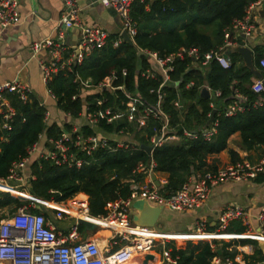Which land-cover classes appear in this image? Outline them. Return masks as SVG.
Returning <instances> with one entry per match:
<instances>
[{"label":"trees","instance_id":"1","mask_svg":"<svg viewBox=\"0 0 264 264\" xmlns=\"http://www.w3.org/2000/svg\"><path fill=\"white\" fill-rule=\"evenodd\" d=\"M252 1L133 0L129 17L136 25L133 37L135 48L123 41L114 48L111 43L117 35H109L102 48L89 51L79 65H71L70 71L58 70L51 76L46 87L55 98L57 109L73 119L79 117L83 104L91 112L96 108L97 100H103L102 107L118 109H123L122 103L125 101L123 92L119 90L112 93L101 90L82 97L79 84L73 83L75 77L81 81L88 80L95 87L112 75V87L122 86L128 94L154 105L156 96L149 91L158 87L160 78L157 75L154 79L140 76L142 71L154 69L142 52L155 53L164 58L181 48H196L199 53L215 49L221 45L224 31L233 22L243 19L245 9ZM185 16L188 19L178 29L171 27L157 31L151 26L154 22L167 24ZM255 52L258 60L264 56L260 49ZM193 63L190 58L175 61L169 73V82L161 88L164 94L161 109L169 116V127L181 139L177 145L163 144L155 147L151 153L153 171L167 175L166 184L160 192L164 196L178 190L194 173L214 170L203 165L205 156L224 150L227 138L235 132L239 134L243 147L264 150V104L254 106L251 103L257 95L250 90V74H236L231 66L222 69L211 62L207 74L203 76L204 73L198 68H192ZM232 81H236L234 86ZM188 82L193 85L185 88ZM202 85H206L212 92H219L217 98L221 101L220 107H209V100L199 97ZM235 89L246 96L249 102L241 106L242 111L226 116V107L235 102ZM177 95L184 104L185 112L181 114L171 107ZM259 95L264 97V91ZM9 101L15 115L9 124L10 128L7 131L0 130V179L6 177L10 164L23 157L25 150L37 143L40 136L47 141L55 140L64 131L70 138L66 143L67 154L80 160V167L68 166L67 163L55 165L49 158L32 157L26 167V173L34 177L27 185L30 196L50 203H60L81 193L86 196L89 215L96 217L105 213L107 203L128 197L129 183L123 180H142L148 156L139 146L149 145V138L161 124L157 120L149 117L141 128L127 123L109 125L99 121L93 129L82 126L76 133H72V128L66 124L62 127L63 131L55 124L46 125L43 121L45 109L35 98L29 96L27 101L20 102L10 97ZM212 111L214 114L211 121L216 120V127L215 133L208 140H204L199 133L191 140L183 137L182 129L196 132L198 128L207 126ZM119 130L123 134L134 135L136 145L115 148L116 143L108 140L106 147H96L89 153L74 145L77 135L83 138L94 134L107 137L115 135ZM228 154L231 163L237 161L234 152L228 151ZM263 180L264 174L254 179L256 182ZM26 204L27 201L0 192V211L6 210L12 214ZM244 231L245 227L238 221L229 223L225 230L226 233L237 234ZM244 244L255 246L256 242L247 239L231 240L222 243L215 251L203 241L173 242L167 248H170L169 257L176 260L175 264H209L215 256L232 259L236 255L233 248ZM242 260L244 264H264V258L257 249L251 256H242Z\"/></svg>","mask_w":264,"mask_h":264},{"label":"built area","instance_id":"2","mask_svg":"<svg viewBox=\"0 0 264 264\" xmlns=\"http://www.w3.org/2000/svg\"><path fill=\"white\" fill-rule=\"evenodd\" d=\"M132 1L95 0L101 6L112 9L120 21L121 29L116 39L111 43L114 48L122 42L120 37L122 31L132 41L136 34V25L129 17ZM63 7L64 11L57 20L54 29V38L47 37L29 44L32 56H35L40 51H47L49 55V62L40 65L42 80L45 84L58 70L70 71L71 65H79L83 58L89 54V51L102 48L109 36L100 27L84 25L80 21V8L77 5V0H63ZM260 8H264V0L252 1L247 5L243 19L233 22L231 27H238L244 35H248L251 29V17ZM17 22V0H0V31ZM71 28L79 31V40L70 55L62 58L61 55L65 51L63 46L64 31ZM142 53L148 57L154 69L153 71L149 69L142 71L140 76L144 79H154L155 75H157L160 78L158 87L149 91L156 96L154 105L147 104L136 95L128 94L122 86L112 87L111 80L114 79L112 75L95 87L88 85V81H81L77 77L73 79V83L79 84L80 92H84L88 88H93L95 92L103 90L110 93L114 90H119L123 92L125 98L122 103L123 109L102 107L103 100H97L95 101L96 108L89 112L87 106L83 104L81 114L85 120L84 126L93 129L99 121H102L109 125L114 123L131 125L133 123L134 126L141 128L144 127L146 119L151 117L161 123L160 127L154 130L155 134L149 138V145H152L154 149L178 137L169 127V116L161 109L164 97L161 88L169 82V73L173 70V63L190 58L200 68L211 62L216 63L222 69H226L230 65L220 48L203 53H199L196 48H181L164 58H160L151 52ZM258 65L264 72V58L259 59ZM124 74L122 71V75ZM192 85V82H188L184 87L190 88ZM201 88L206 89L209 94L208 97H219V92H212L206 86H202L199 89ZM250 90L256 95L262 93L264 91V77L262 80L253 82L250 85ZM29 96V89L17 82V80L0 83V130L7 131L15 115L9 98L15 97L18 101L25 102ZM183 106L184 104H182L178 95L171 102V107L180 114L185 112ZM209 107H212L210 103ZM240 110L241 107L236 102H233L226 107L224 114L230 116ZM46 117V113H44L43 121L46 120ZM215 127L216 120L210 121L207 126L198 128L196 132L182 129L181 133L188 140L195 138L196 133H199L204 140H208L215 133ZM77 131L78 128L72 129V133ZM115 135L122 136L124 134L122 130H119ZM40 137L37 143L25 150L23 157L10 164L6 177L0 179V182L13 183L10 186L13 190H21L25 187L27 189L28 181L33 180L34 177L26 173V167L29 160L34 156L42 159L49 158L55 165L67 163L68 166L80 167V160L74 158L72 154H67L68 146L66 143H68L70 138L66 132L63 131L55 140H46L45 148H39ZM108 140L116 143L115 148H126L128 144H132L126 140H112L106 136L94 134L85 138L77 135L74 145L79 147L81 151L89 153L96 147H106ZM149 159L145 172L153 170L154 164L151 155ZM263 174L264 150L253 164L246 160H239L221 168L190 176L178 190L167 196L162 195L153 185H142L130 179L127 181L129 183L128 197L107 203L103 215L92 217L88 213L86 202L74 198L75 196L69 199V208L72 209L73 214L71 215L62 210L56 211L53 215L55 221L66 218L72 219V222L63 231L57 230L54 220L51 219V221L46 216L45 204L32 196H28L29 199L25 200L28 204L18 208L6 219H0V264H129L134 256H143L152 251L155 240L147 234L148 232L145 228L131 227L130 211L134 201L144 200L151 206L165 208L172 212H189L204 205L214 186L235 180L251 181L258 175ZM79 219L90 222L94 226L101 225L109 231L107 242L105 241L107 244L101 250L96 240L81 237L80 225L76 222ZM232 221H239L242 225H246V216L242 208L238 206L226 207L217 215L212 229H208L203 221H196L194 223L193 240L207 242L210 249L215 251L216 247L211 240L214 237L223 235ZM258 221L263 233L264 208L258 215ZM169 252L170 248L164 245L163 256L165 262L167 264H175L176 260L169 257ZM209 264H244V262L241 258L239 259L235 256L232 259H223L215 256L210 260Z\"/></svg>","mask_w":264,"mask_h":264},{"label":"crops","instance_id":"3","mask_svg":"<svg viewBox=\"0 0 264 264\" xmlns=\"http://www.w3.org/2000/svg\"><path fill=\"white\" fill-rule=\"evenodd\" d=\"M17 2L18 22L0 31V83L17 80V82L26 86L30 91V96L35 98L45 109L47 117L44 122L46 125L55 124L62 131V127L65 124L69 125L72 129H79L85 124V120L81 114L82 111L79 117L75 119L61 113L56 107L55 98L51 95L46 84L42 80L40 65L49 62L47 51H40L35 56H32L29 49V44L31 42L39 41L47 37L54 38V29L57 20L64 11L63 0H17ZM77 5L80 8L79 19L84 25H95L107 31L109 34L112 30L115 31L116 28H119V30L115 31L113 34L120 31V21L112 9L101 6L96 3L95 0H77ZM187 19L188 18L185 16L173 21L175 23L173 26H169V23L162 24L156 22L152 23L151 26L157 31L171 27L178 29ZM178 21L181 22L177 25ZM250 22L251 29L248 35H244L238 27H230L224 31V35L226 36H223L221 45L215 49H221L223 56L232 67L234 73L242 74L248 72L250 74L249 80L251 85L256 80H262L264 77L262 76L263 71L258 65L259 60L255 52L256 49H260L264 52V8L258 9L257 12L252 15ZM78 40L79 31L77 29L71 28L64 31L63 46L65 47V51L61 55L62 58L70 55ZM238 47H245L250 51L251 68L246 65L243 58L238 53L233 51ZM262 58H264V56ZM208 65L200 68L193 63L192 68H198L201 73H204V76L207 74ZM253 71L259 73L261 77L259 79L256 78L253 75ZM88 83L90 82L88 81ZM235 84L236 81H232V85L234 86ZM201 90H203V88L199 89V97L209 100L212 108L221 106V101L217 97L210 98L208 97L209 94L207 98L202 97L200 95ZM93 92H95L94 89L88 88L84 92L81 91V96L83 97ZM233 99L240 107L249 102L247 97L242 95L237 89L234 91ZM251 103L254 106H259L264 103V97L257 94L255 100H252ZM240 111H242V108ZM128 136H131V134H124L122 136L112 134L107 137L112 140L124 141ZM180 140L179 137H176V139L168 141L166 144L177 145L180 143ZM126 141L130 143L128 140ZM46 143V139L41 136L38 143L39 148H45ZM228 151H232L236 154L237 161L246 160L253 164L257 161L263 149L243 147L239 134L235 132L227 138L224 150L217 154L205 156L203 165H205L206 168L216 169L230 164L231 160ZM197 174H199V172L193 175ZM129 180L130 179H125L123 181L127 182ZM166 181L167 175L165 173L147 170L139 183L142 185H153L159 192H162ZM0 184H2L0 186V192H7L24 201L27 200V198L29 199L28 196L30 195L26 187L21 190H13L10 185L4 182H0ZM74 198L86 202V196L81 193L76 194ZM37 200L45 204L46 216H48L50 220H54L53 215L56 211L65 210L71 215L73 214L72 209L69 208V200L55 204L39 199ZM230 206H238L244 210L246 225L244 226L241 222H238L245 227V231L241 234L225 232L223 235L214 237L211 240L212 244L218 248L222 243H227L231 240H252L256 242L255 246L251 244L235 246L233 248L236 251L235 257L242 259L244 255L251 256L257 249L264 258V234L261 231L262 229H260V223L258 221V215L264 208V180L262 182H256L254 180H235L214 186L211 189L208 199L199 209L189 212H172L162 208L153 227L141 226L132 222L131 227H137L138 229L145 228L148 232L147 234L155 239L152 251L145 254L139 262L135 260L134 263L141 264V262L144 261V263L146 262L145 264H167L163 256L164 245L168 247V244L173 242H194V223L196 221H203L208 229H212L215 225L217 215L226 207ZM130 214L131 217L133 215H138L137 211L134 209H131ZM10 215L11 214L6 210L0 211L1 219H6ZM70 222H72V219L69 218L59 221L54 220V225L57 230L63 231ZM92 226V229L89 230L80 225V228L82 227L85 232L83 236V232H81L80 229L81 237L98 240L96 239V235L99 236L98 234H100L101 230H104L102 231L104 232L102 236H106L105 241L107 242L109 231L107 229H100L99 226ZM95 228H98L97 231L99 230V232H96ZM106 242H104V245L107 244Z\"/></svg>","mask_w":264,"mask_h":264},{"label":"water","instance_id":"4","mask_svg":"<svg viewBox=\"0 0 264 264\" xmlns=\"http://www.w3.org/2000/svg\"><path fill=\"white\" fill-rule=\"evenodd\" d=\"M120 37L122 39V41L124 43H126L127 45L134 47V43L133 41L126 35V33L124 31H122L120 33ZM234 52L238 53L244 60V62L246 63V65L251 68V55H250V51L248 49H246L245 47H238L236 49L233 50ZM253 75L256 78H260V74L257 72L253 71ZM88 85H90V83H88ZM200 95L204 98H207L208 93L205 89L201 90ZM214 114V111L211 112V116L208 120V122L206 123V125L211 121L212 116ZM140 149H142L145 154L148 156L147 159V164L149 163L150 159L149 156L152 153L153 150V146L152 145H140L139 146ZM132 209H134L135 211H137L138 215H133L131 217L132 222H134L137 225H141V226H146V227H153L156 219L161 211V207H151L148 205L147 202H145L144 200H136L132 203ZM79 225L85 227L86 229H92V224L90 222L84 221V220H77L76 221ZM217 253H219L217 251ZM143 264H145L143 262Z\"/></svg>","mask_w":264,"mask_h":264},{"label":"rangeland","instance_id":"5","mask_svg":"<svg viewBox=\"0 0 264 264\" xmlns=\"http://www.w3.org/2000/svg\"><path fill=\"white\" fill-rule=\"evenodd\" d=\"M181 22V21H180ZM179 21L177 22V25L180 23ZM175 23L174 22H171V23H169L168 25L169 26H173ZM121 29V28H120ZM119 30V28L117 29L116 28V30L115 31H118ZM105 31V30H104ZM115 31H111L110 32V34L107 32V31H105V32H107L108 33V35H114L113 33L115 32ZM118 33H115V35H117ZM131 125H133V123L131 124ZM126 140H128L130 143H132V144H136L137 142H136V140H135V137H134V135H133V137H132V134H131V136H128L127 138H125ZM6 184H8V185H10V186H12L13 185V183H11V182H7ZM5 186V185H4ZM11 195V194H10ZM14 195V194H13ZM15 197V196H14ZM98 225H99V223H98ZM99 227H100V229H104L101 225H99ZM81 229V232H83V236L85 235V232H84V230H83V228L81 227L80 228ZM97 229L98 228H95V231L96 232H99V230L97 231ZM99 236H97L96 235V239H98V240H96L97 242H98V246H99V248H100V250L103 248V246H104V242H105V239H106V236L105 235H103L102 236V234H98ZM194 242H196V241H194ZM157 250V249H156Z\"/></svg>","mask_w":264,"mask_h":264},{"label":"bare ground","instance_id":"6","mask_svg":"<svg viewBox=\"0 0 264 264\" xmlns=\"http://www.w3.org/2000/svg\"><path fill=\"white\" fill-rule=\"evenodd\" d=\"M2 184H0V186H1ZM102 231H104V230H101V232H100V234H104V232H102ZM107 233V232H106ZM142 257H144V255L142 256H134L133 257V259L130 261V263L129 264H135L134 262H135V260L137 261L138 260V262L140 261V259L142 258ZM144 262V261H143ZM143 262H141V264H143ZM146 263V262H145Z\"/></svg>","mask_w":264,"mask_h":264}]
</instances>
